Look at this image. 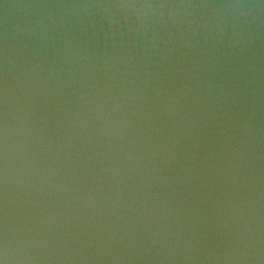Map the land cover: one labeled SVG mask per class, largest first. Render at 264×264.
I'll return each mask as SVG.
<instances>
[{"label": "water", "instance_id": "1", "mask_svg": "<svg viewBox=\"0 0 264 264\" xmlns=\"http://www.w3.org/2000/svg\"><path fill=\"white\" fill-rule=\"evenodd\" d=\"M3 264H264V0H0Z\"/></svg>", "mask_w": 264, "mask_h": 264}, {"label": "snow or ice", "instance_id": "2", "mask_svg": "<svg viewBox=\"0 0 264 264\" xmlns=\"http://www.w3.org/2000/svg\"><path fill=\"white\" fill-rule=\"evenodd\" d=\"M0 264H3V262H2V261H0Z\"/></svg>", "mask_w": 264, "mask_h": 264}]
</instances>
